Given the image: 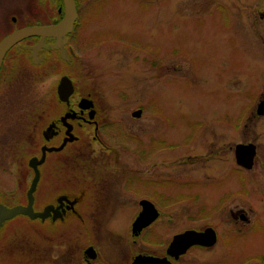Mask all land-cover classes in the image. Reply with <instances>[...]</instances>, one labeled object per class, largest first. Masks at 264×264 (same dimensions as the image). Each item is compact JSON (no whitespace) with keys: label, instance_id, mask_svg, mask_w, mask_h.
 Returning <instances> with one entry per match:
<instances>
[{"label":"flooded vegetation","instance_id":"1","mask_svg":"<svg viewBox=\"0 0 264 264\" xmlns=\"http://www.w3.org/2000/svg\"><path fill=\"white\" fill-rule=\"evenodd\" d=\"M109 1L0 0V51L13 42L0 52V264H264V145L256 136L145 168L156 149L146 151L143 135L130 134L82 91V30ZM57 27L66 31L29 37V29ZM255 46V60L264 59V40ZM263 76L253 75L254 101L239 132L250 120L264 122ZM63 79L72 88L67 101L58 93ZM83 98L93 101V118ZM134 141L139 150L129 151ZM239 146L251 167L238 163ZM183 165L197 172L162 170ZM204 186L216 188L211 199ZM29 207L42 215L37 241L29 240ZM15 208L27 213L1 214ZM249 238L261 251L242 259L237 251Z\"/></svg>","mask_w":264,"mask_h":264},{"label":"rangeland","instance_id":"2","mask_svg":"<svg viewBox=\"0 0 264 264\" xmlns=\"http://www.w3.org/2000/svg\"><path fill=\"white\" fill-rule=\"evenodd\" d=\"M260 12L264 0H110L82 30L88 40L81 52L82 91L92 93L112 120H123L130 134L143 135L146 151L156 149L145 168L186 160L188 150H222L252 134L264 145V122L250 120L245 131L236 130L254 101L253 75L264 70V59L255 60L254 53L264 40ZM142 106L141 121L133 122L132 111ZM158 134L165 141L155 145L150 137ZM129 143V151L139 150L137 141ZM191 168L162 170L197 172V165ZM201 191L211 199L216 188ZM259 225L264 240V221ZM43 231L41 218H29V240ZM241 245L242 259L261 251L258 239Z\"/></svg>","mask_w":264,"mask_h":264},{"label":"water","instance_id":"3","mask_svg":"<svg viewBox=\"0 0 264 264\" xmlns=\"http://www.w3.org/2000/svg\"><path fill=\"white\" fill-rule=\"evenodd\" d=\"M72 2V5L74 6V2L73 0H71ZM74 9V8H73ZM73 9H69L68 11V15L70 16V18L72 17V13H73ZM69 22V20H68ZM68 22H67V25H68ZM66 25V26H67ZM66 30H62V29H59V27H57V29H40V28H32V29H29V37H34V36H41V37H44L45 35L47 34H60L62 32H64ZM13 42L10 40H7L3 45H2V52H1V55H4V53L6 52V50L9 49L10 45L12 44ZM67 79H63L61 81V84L59 86V97L62 101H67L70 97V95L72 94V88H70V83L68 81H66ZM81 107L83 109H93L92 112H91V118H93V114H95V109H94V106H93V101L89 98H83L82 101H81ZM263 108L261 107V109L259 110V113L262 114V111ZM142 116V111H137L133 114V117L134 118H141ZM245 146H239L237 148V161L240 165H243V166H248V167H251L252 164H248V158H247V161L245 159V153H249L246 149ZM251 155L252 152H250ZM247 155V154H246ZM22 210L24 209H21V208H15V209H10V210H5L3 209L2 213L3 215H5L6 217H13L15 215H18L22 212ZM24 213H27L26 210L23 211ZM29 215H31V217L33 218H36V217H41L42 215L40 214H35L33 213L32 211V207H29ZM40 215V216H39ZM143 221V219H137L136 223H135V229L137 228V226H139V224H141V222ZM141 226V225H140ZM144 259V258H143ZM142 259H138L135 264H140ZM150 260V259H149Z\"/></svg>","mask_w":264,"mask_h":264}]
</instances>
